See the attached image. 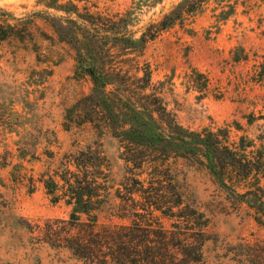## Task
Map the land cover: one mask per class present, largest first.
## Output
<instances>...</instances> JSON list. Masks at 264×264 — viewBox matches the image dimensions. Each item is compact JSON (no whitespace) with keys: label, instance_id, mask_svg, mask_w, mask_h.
I'll return each mask as SVG.
<instances>
[{"label":"rangeland","instance_id":"obj_1","mask_svg":"<svg viewBox=\"0 0 264 264\" xmlns=\"http://www.w3.org/2000/svg\"><path fill=\"white\" fill-rule=\"evenodd\" d=\"M180 1L166 0L164 6L169 9ZM69 2L115 14L129 9L133 0H0V22L17 25L15 19L21 20L28 28L24 36L0 37V264H84L28 229L69 218L71 209L53 204L40 180L44 173L53 174L65 155L78 151L103 154L113 194L135 180L141 183L138 188L154 184L170 198L174 182L184 204L209 221L203 264L258 262L264 218L256 223L259 215L238 204L196 157H166L165 152L129 147L96 114V99L84 102L80 113L94 123L69 117L79 101L94 95L74 47L52 27L54 17L65 16L53 8H69ZM227 5L234 7V15L218 22L216 16L222 7L229 11ZM162 7L143 8L138 14L142 25L155 19ZM4 32L10 30L5 27ZM110 54L105 64L116 84L109 87L112 98L130 96L151 108L154 94H159L184 129L212 130L222 138L228 130L232 142L241 137L252 141V150L264 157V0L212 1L191 24L170 29L144 48L116 46ZM147 70L152 85L145 90L140 80ZM194 70L208 77V90L193 87ZM121 79L127 80L126 87ZM137 157L144 165L133 166ZM109 218V213L102 215L103 222ZM171 222L164 220L167 227Z\"/></svg>","mask_w":264,"mask_h":264},{"label":"trees","instance_id":"obj_2","mask_svg":"<svg viewBox=\"0 0 264 264\" xmlns=\"http://www.w3.org/2000/svg\"><path fill=\"white\" fill-rule=\"evenodd\" d=\"M165 1L133 0L129 9L115 14L93 12L92 8H80L74 2H69V8L63 4L53 8L65 15L53 18V29L61 40L74 47L79 64L94 86L93 97L79 101L68 111L69 117L94 123L93 118L80 113L84 102L96 99L93 102L99 109L96 114H101L103 123L108 122L117 137L129 147L143 152H165L166 157H196L197 163L204 165L238 204L259 215L254 221L261 224L264 218V186L261 185L264 157L252 150V141L246 142L241 137L238 142H232L228 130L222 138L212 130L197 133L184 129L166 110L159 94H154L151 108L130 96L112 98L114 93L109 87L116 84L110 79L105 62L111 58L113 47L144 48L170 29L191 24L212 1L217 5L223 2L181 0L166 9ZM158 6H163L160 14L142 25L139 12ZM227 7L229 11L222 7L216 16L218 22H225L234 15V7ZM15 21L17 25L0 22L1 38L28 33L27 23ZM5 27L10 32H4ZM190 79L196 90H208L210 81L204 74L194 70ZM140 81L145 90L151 87L150 70ZM127 84L126 79L120 80V85L126 87ZM69 122L75 123L73 118ZM132 163L139 167L145 160L137 157ZM110 174L102 153L78 151L65 155L54 173H44L40 182L53 204L63 203L71 209L69 218L47 220L44 227L28 225L29 232L38 234L41 242L57 250L70 252L84 264H203L209 221L184 204L174 182L170 186V198L159 188H153L154 184L146 189L138 188L141 183L135 180L113 194ZM104 213L110 215L108 222L102 221ZM165 219L172 221L170 227L165 225ZM260 253L262 256H255L258 262L252 264H264V247Z\"/></svg>","mask_w":264,"mask_h":264}]
</instances>
